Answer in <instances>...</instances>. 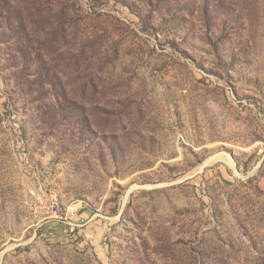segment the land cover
<instances>
[{"label":"rangeland","instance_id":"1","mask_svg":"<svg viewBox=\"0 0 264 264\" xmlns=\"http://www.w3.org/2000/svg\"><path fill=\"white\" fill-rule=\"evenodd\" d=\"M0 264H264V0H0Z\"/></svg>","mask_w":264,"mask_h":264},{"label":"built area","instance_id":"2","mask_svg":"<svg viewBox=\"0 0 264 264\" xmlns=\"http://www.w3.org/2000/svg\"><path fill=\"white\" fill-rule=\"evenodd\" d=\"M34 194V193H33ZM36 196V194H34ZM42 200H44L43 197H41ZM39 198V199H41ZM44 202V201H43ZM45 203L48 206V209L52 215V218L58 222H62L66 224L67 229L71 233H75L77 229V225L73 222L74 217L76 216L78 209L75 206H69L66 209L65 213L61 212L60 204L56 202L55 199H46Z\"/></svg>","mask_w":264,"mask_h":264}]
</instances>
